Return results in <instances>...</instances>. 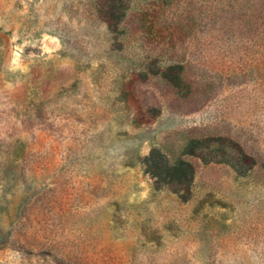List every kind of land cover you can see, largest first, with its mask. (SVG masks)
<instances>
[{
	"label": "rangeland",
	"instance_id": "rangeland-1",
	"mask_svg": "<svg viewBox=\"0 0 264 264\" xmlns=\"http://www.w3.org/2000/svg\"><path fill=\"white\" fill-rule=\"evenodd\" d=\"M116 2L0 0V264H264V81L199 70L169 108ZM192 137L190 183L157 182Z\"/></svg>",
	"mask_w": 264,
	"mask_h": 264
},
{
	"label": "trees",
	"instance_id": "trees-1",
	"mask_svg": "<svg viewBox=\"0 0 264 264\" xmlns=\"http://www.w3.org/2000/svg\"><path fill=\"white\" fill-rule=\"evenodd\" d=\"M142 1L135 14L139 31L146 42L158 39L165 56L163 65L143 74L155 75L153 85L164 105L187 112L207 102L206 93L189 92L192 83L200 82L190 80L199 70L236 72L253 76L254 82L264 81V0ZM110 7L112 20L122 18L129 9L125 0ZM209 83L215 86L219 82ZM135 92L132 88L131 93ZM143 100L151 107L159 106L156 101ZM200 146L199 138L192 137L173 160L153 149L145 164L157 182L180 187L189 184L193 175V163L186 157Z\"/></svg>",
	"mask_w": 264,
	"mask_h": 264
}]
</instances>
